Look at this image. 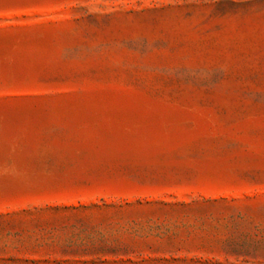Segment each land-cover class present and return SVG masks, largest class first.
Returning <instances> with one entry per match:
<instances>
[{"label": "rangeland", "instance_id": "rangeland-1", "mask_svg": "<svg viewBox=\"0 0 264 264\" xmlns=\"http://www.w3.org/2000/svg\"><path fill=\"white\" fill-rule=\"evenodd\" d=\"M0 264H264V0H0Z\"/></svg>", "mask_w": 264, "mask_h": 264}]
</instances>
